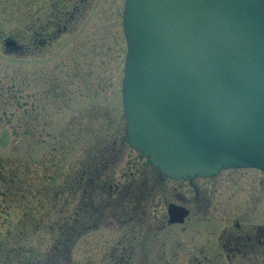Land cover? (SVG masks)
<instances>
[{"label":"rangeland","instance_id":"rangeland-1","mask_svg":"<svg viewBox=\"0 0 264 264\" xmlns=\"http://www.w3.org/2000/svg\"><path fill=\"white\" fill-rule=\"evenodd\" d=\"M123 4L94 0L55 38L54 0H0V264H114L127 252L128 264H264L217 252L225 181L262 173L197 180V199L129 147ZM169 204L191 210L185 225L169 226ZM57 224L77 231L70 259L54 250Z\"/></svg>","mask_w":264,"mask_h":264},{"label":"water","instance_id":"water-1","mask_svg":"<svg viewBox=\"0 0 264 264\" xmlns=\"http://www.w3.org/2000/svg\"><path fill=\"white\" fill-rule=\"evenodd\" d=\"M123 31L129 147L175 181L264 173V0H126Z\"/></svg>","mask_w":264,"mask_h":264},{"label":"flooded vegetation","instance_id":"flooded-vegetation-1","mask_svg":"<svg viewBox=\"0 0 264 264\" xmlns=\"http://www.w3.org/2000/svg\"><path fill=\"white\" fill-rule=\"evenodd\" d=\"M54 4L55 12L52 14L54 15L53 21L56 22L55 38H57L64 35L69 30H72V27L81 18H84V15L86 14V12H88L89 7L93 8L94 0H54ZM44 28L46 29L43 32L45 41L46 37H50L46 33V31L50 30V28L52 27L49 23L46 24ZM230 171L234 170L221 171L216 176L208 179L195 178L185 181H175L167 179L157 170L155 172L159 174V179L161 180H169L178 183L188 182L189 185H191V188L193 186V191L195 192L194 196L198 199L201 197V187L196 183L197 180L210 181L209 179L212 178H214L212 180H215L221 175V173H230ZM260 173H262V175L264 176L263 172ZM246 178L247 179L231 178L230 180L225 181H229L232 183L231 195L226 194V199L223 201L224 203L231 204V221L230 223H228L227 220H220L218 222L219 232L217 233H219V242L217 246V252H219V257H233L234 259H237V257L241 255H262L264 257V207L262 205L261 208H258V205L260 204L259 200L264 199V178L256 179L253 176ZM243 181H246L248 184H243ZM239 183H242L243 185H240ZM221 185L226 187V184H223V182L217 183L215 187L220 189ZM204 199L206 201V197ZM176 206L181 207L179 205ZM182 208L188 211V216L184 219V222L182 224H170L168 216L169 226H179L185 225L187 223L191 215V210L186 206ZM230 212H228L226 209H222L219 210L218 215H220V217H228Z\"/></svg>","mask_w":264,"mask_h":264},{"label":"trees","instance_id":"trees-1","mask_svg":"<svg viewBox=\"0 0 264 264\" xmlns=\"http://www.w3.org/2000/svg\"><path fill=\"white\" fill-rule=\"evenodd\" d=\"M107 186H108V183H107ZM112 187L113 188H119L118 185L113 186L112 184H110V189ZM142 194H144V190H142ZM106 201H107V203H105V205L108 204L107 199H106ZM85 214L86 213L84 212V215ZM73 225H74V223H73ZM51 230L54 231L53 232L54 235H57V236H55L56 237L55 246L53 245L55 252H58V254H60L64 258L70 259L71 255H69V254H71V249H72L73 244H74L73 237L75 236V232H77V231H74L73 228L71 227V225H68V224L65 226L57 224V226L53 227ZM21 252H22V249L19 250V253H21ZM126 254H128V252ZM126 254L120 257L121 263L119 261H116V262H114V264H128V259H126L127 258ZM123 260H125L124 263H122Z\"/></svg>","mask_w":264,"mask_h":264}]
</instances>
